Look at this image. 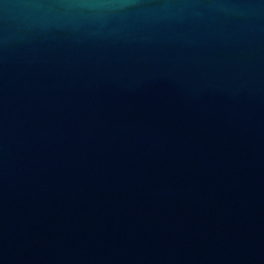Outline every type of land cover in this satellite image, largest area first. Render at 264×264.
Segmentation results:
<instances>
[{
	"label": "water",
	"instance_id": "obj_1",
	"mask_svg": "<svg viewBox=\"0 0 264 264\" xmlns=\"http://www.w3.org/2000/svg\"><path fill=\"white\" fill-rule=\"evenodd\" d=\"M0 264H264V0H0Z\"/></svg>",
	"mask_w": 264,
	"mask_h": 264
}]
</instances>
